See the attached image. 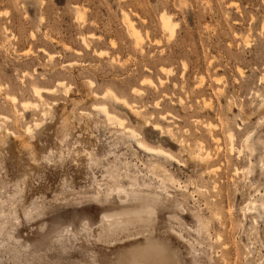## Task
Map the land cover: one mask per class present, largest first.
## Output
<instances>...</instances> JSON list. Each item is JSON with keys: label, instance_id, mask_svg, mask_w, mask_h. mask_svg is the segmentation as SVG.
I'll use <instances>...</instances> for the list:
<instances>
[{"label": "rangeland", "instance_id": "rangeland-1", "mask_svg": "<svg viewBox=\"0 0 264 264\" xmlns=\"http://www.w3.org/2000/svg\"><path fill=\"white\" fill-rule=\"evenodd\" d=\"M156 254L264 264V0H0V264Z\"/></svg>", "mask_w": 264, "mask_h": 264}, {"label": "bare ground", "instance_id": "bare-ground-1", "mask_svg": "<svg viewBox=\"0 0 264 264\" xmlns=\"http://www.w3.org/2000/svg\"><path fill=\"white\" fill-rule=\"evenodd\" d=\"M80 14V13H79ZM78 14V15H79ZM127 17V16H126ZM127 20V19H126ZM125 20V21H126ZM161 22H162V28H164V30L165 31H168L169 33H170V36L171 37H173L174 36V34H175V30H176V27H177V24L176 23H174L173 22V20H172V18H171V16H169L167 13H163L162 15H161ZM127 25H129V24H127ZM129 29V28H128ZM130 29H131V33L133 34V36L135 37V39H136V41L139 43V41H140V35H139V31L134 27V25L133 24H131V22H130ZM172 39V38H171ZM83 40V42L85 43V44H87V39H82ZM135 46H136V43H135ZM100 54V53H99ZM50 56V60L52 59V55H49ZM162 70L163 71H165L166 69L165 68H162ZM168 70V69H167ZM169 71V70H168ZM168 71H166V72H168ZM169 73H170V71H169ZM145 82H150V84L152 83L151 81H147V80H145L144 81V83ZM59 85L60 86H62V85H64L63 83H59ZM93 86V85H92ZM50 91H53L52 89L50 90V89H42V88H40V87H37V86H33V93H34V95L41 101V102H43L44 101V97H43V93L44 92H50ZM140 93V92H139ZM97 96V95H96ZM103 96H111V97H113V98H115L116 100H118V101H120V102H123V104H125L126 106H130L129 105V103L126 101V100H124V99H122V98H120V97H118V95L116 94V93H114L113 91H111V90H107L105 93H103ZM8 98L13 102V103H16L17 101H18V99L16 98V97H14V96H8ZM7 98V99H8ZM17 105V104H16ZM22 106L25 108V109H29V108H31V107H35V106H37L36 104H34V103H30V102H23L22 103ZM97 108H99V110L105 115V117H106V119H107V121L108 122H110V124L111 123H118L119 125H121V126H123L124 125V120H122L121 118H119L117 115H115L114 113H112L109 109H108V107H107V105L106 104H101V105H98L97 106ZM209 127H211V126H209ZM128 130H129V132H130V135L131 136H136V137H139V135H137V133H136V131H134V130H132V129H129V128H127ZM233 136L232 135H230V138H232ZM138 144L142 147V148H144V149H146V150H152V151H154V152H157V153H165L164 151H162V150H158V149H153V148H151V147H149L148 145H146L145 143H144V141H140V140H138ZM165 154H168V153H165ZM210 158V155L209 154H207V156H206V159H209ZM126 246V245H125ZM157 250V249H156ZM149 252H151V251H149ZM149 254V253H148ZM153 254V253H152ZM155 254V253H154ZM146 255V254H145ZM150 255V254H149ZM148 256V255H147ZM159 256H160V254H156L154 257H153V260H154V264H158L159 262H157V259L159 258ZM145 257V256H144ZM136 258V257H135ZM150 260H151V258H150ZM129 261V260H128ZM134 262H135V259H134ZM146 262H147V260H146ZM137 264V263H136Z\"/></svg>", "mask_w": 264, "mask_h": 264}]
</instances>
